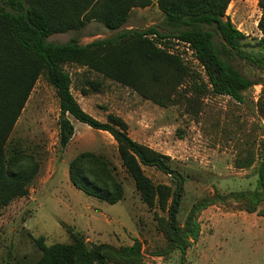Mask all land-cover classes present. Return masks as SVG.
I'll return each instance as SVG.
<instances>
[{"label":"rangeland","instance_id":"rangeland-1","mask_svg":"<svg viewBox=\"0 0 264 264\" xmlns=\"http://www.w3.org/2000/svg\"><path fill=\"white\" fill-rule=\"evenodd\" d=\"M35 1L0 0L3 11L0 47L13 42L5 23L7 17H18L28 7H44ZM153 1L146 9L132 8L124 25L117 30L104 27L100 17L102 3L96 4L73 16V29L51 34L46 42L75 43L86 47V55L102 60L106 51L96 50L94 44L114 42L118 47L133 48L136 34L154 28L160 36L146 38L178 56L207 87L206 94L200 98L201 112L194 118L176 106L159 107L132 89L103 78L83 63L60 65L69 76L72 97L86 114L103 123L108 115L120 117L133 141L170 157L171 166L185 177V194L177 216L183 224L191 206L215 190L227 194L253 190L256 186L258 168L264 162V121L257 111L258 101L264 99V46L258 45L261 35L254 25L255 0H239L233 22L229 16L237 4L230 3L225 14L244 37L236 41L235 47H226L213 34L214 47L219 58L251 85L241 91L238 101L215 94L192 47L173 38L186 26L181 21H167L158 11L156 0ZM87 79L101 83V88L83 95L80 90L87 88ZM68 119L73 135L61 148L58 98L46 74H41L5 145L6 154H19L16 168L35 166L37 172L27 196L0 208V264H33L40 256L36 239L42 238L46 245L69 243L68 231L78 233L87 244L131 245L138 239L144 249L145 264H180L177 252L159 255L165 241L155 229L153 212L141 201L123 171L112 137L71 117ZM85 152L95 154L113 168L123 187L122 201L109 205L84 195L70 184L68 164ZM249 153L252 165L237 168L235 161L247 158ZM143 170L154 184H172L169 177L154 168ZM198 220L200 236L213 237L222 243L221 252L210 253L208 259L212 264H264V247L260 244H264V217L215 205L202 211Z\"/></svg>","mask_w":264,"mask_h":264},{"label":"trees","instance_id":"trees-1","mask_svg":"<svg viewBox=\"0 0 264 264\" xmlns=\"http://www.w3.org/2000/svg\"><path fill=\"white\" fill-rule=\"evenodd\" d=\"M232 0H156L158 10L167 21H181L186 28L173 38L188 43L197 61L203 67L208 84L215 94L227 95L238 101L241 91L251 84L228 67L218 56L213 34H217L226 47H235L243 35L231 24L225 12ZM102 3L101 21L108 30L121 28L129 11L134 7H149L150 0H36L44 5L38 9L28 7L18 17L5 20L13 42L0 47V208L27 196L34 180L35 166L15 167L19 154L5 153V145L21 111L39 76L46 74L53 86L59 104V145L64 148L73 135L68 117L92 130L108 133L116 144L123 171L132 181L141 201L153 212L156 231L162 235L165 248L160 256L177 252L180 264L185 263L187 250L201 234L199 215L206 208L221 205L264 217V162L259 165L256 186L253 190L231 191L212 195L195 202L183 224L178 213L185 194V177L171 166L169 156L133 141L127 134L126 122L118 116L108 115L105 123L86 114L69 91V76L61 70L65 63H83L155 105L179 107L186 115L196 118L201 112V101L207 92L198 78L192 75L182 60L157 47L147 35L160 36L148 28L134 37V47H118L114 42L96 43V50L106 51L102 60L86 55V47L67 43L53 45L46 38L75 27L73 16ZM260 16L257 30L264 46V0H257ZM0 17L3 11L0 9ZM107 45V46H104ZM102 46V47H100ZM89 90L97 92L101 83L86 80ZM257 111L264 121V99L257 103ZM240 159V158H238ZM252 155L235 161L237 168H249ZM143 168H154L170 178L171 185L154 184ZM70 184L86 196L113 205L122 201L124 191L115 172L105 161L93 153L78 154L67 167ZM69 243L44 244L42 238L35 243L40 251L33 264H145L142 243L134 239L131 245L114 246L108 243L87 244L78 234L68 231Z\"/></svg>","mask_w":264,"mask_h":264},{"label":"crops","instance_id":"crops-1","mask_svg":"<svg viewBox=\"0 0 264 264\" xmlns=\"http://www.w3.org/2000/svg\"><path fill=\"white\" fill-rule=\"evenodd\" d=\"M150 1L152 2V4L154 3L153 0H150ZM238 1L239 0H232L230 2L231 4H234V3L237 4L235 9L233 10V13L229 16L231 22H233L234 17L237 18L236 13H237V11H239ZM255 5L257 7V0H255ZM146 8H148V7H146ZM259 16H260V10L257 7V18H256V21L254 24L255 27L257 26ZM237 29L239 30L238 27H237ZM256 29H257V27H256ZM221 244H222L221 240H217L216 238L200 236L198 241L195 244H193L187 250L186 255H185V263L184 264H212L211 260L208 259L210 257V253H212L213 251L221 252L222 251V248L220 247ZM260 244L264 247V244L262 242ZM176 255H178V254H176ZM212 262H214V261H212Z\"/></svg>","mask_w":264,"mask_h":264},{"label":"water","instance_id":"water-1","mask_svg":"<svg viewBox=\"0 0 264 264\" xmlns=\"http://www.w3.org/2000/svg\"><path fill=\"white\" fill-rule=\"evenodd\" d=\"M180 260H181V257H179V262H180ZM181 264H184V263H181Z\"/></svg>","mask_w":264,"mask_h":264}]
</instances>
